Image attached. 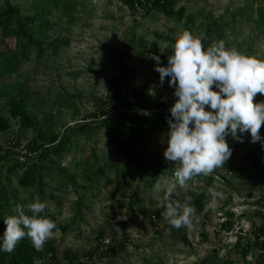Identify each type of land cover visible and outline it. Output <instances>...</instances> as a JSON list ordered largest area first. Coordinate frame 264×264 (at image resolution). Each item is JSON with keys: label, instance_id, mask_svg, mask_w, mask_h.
<instances>
[{"label": "rangeland", "instance_id": "obj_1", "mask_svg": "<svg viewBox=\"0 0 264 264\" xmlns=\"http://www.w3.org/2000/svg\"><path fill=\"white\" fill-rule=\"evenodd\" d=\"M7 1L27 15L34 14V3L39 8L45 5L43 0ZM57 1V6L48 3L52 28L44 38L46 44H56V52L44 50L39 58L33 52L28 61L21 62L16 74L3 77L0 84V106L7 100L2 93H10L17 83H25L30 88L33 96L28 107L36 116L35 129L45 125L47 134L51 124L57 130L61 126L73 127L99 110L104 111L107 118L115 119L117 116L104 106L106 81L111 79L121 80L122 96L131 105L135 106L139 100L151 106L161 102V107L169 110L177 99L175 89L169 86L168 77L161 86L159 73L154 70L157 64L151 56H159V66H166L177 37L185 30L194 36H203L208 41L206 48L222 40L229 49L264 60V27L253 22L257 17L256 9L264 8V0H180L174 10L185 9L181 20L169 19L150 5L144 10L131 9L124 0ZM64 1L72 3L69 18L63 15ZM5 2L0 0V5ZM245 4L248 8L243 16L232 20L230 15ZM214 23L224 26L214 32ZM64 100L71 101L73 107L65 106ZM262 101L264 95L257 94L254 103ZM47 120L50 122L46 123ZM10 123L11 129L0 134V147L7 146L12 139L24 145L36 136L34 128L22 129L15 120ZM260 136L261 141L256 143L251 142L247 132L241 137L243 142L231 135L226 138L232 149L231 157L223 168L211 174L213 182L202 199L205 219L201 218L192 229L173 228L163 216L166 201L162 190L173 180L159 174L153 188L148 189L140 177L110 167L112 163L121 167L124 161H119L101 131L87 141L81 140L78 147H73L62 158L65 172L73 180L71 185L66 186L57 176L43 177L45 187L40 201L47 203L43 213L56 221L57 230L52 240L58 262L38 264H70L62 256L64 250L78 255L79 264H85L83 254L94 250L95 238L101 229L106 232L102 250L112 245L111 240L116 247L120 246L124 235L129 241L116 256L95 258L93 264H210L212 260L218 264L223 261L245 264L239 249L235 248L237 237L243 238L241 246L252 244V226L259 227L264 222L255 214L258 207L252 205L264 194V126ZM166 147L167 140L160 132L150 134L138 144L139 160L143 167L171 172L174 178L178 166L164 159ZM92 148L95 156L91 155ZM13 159L0 163V168ZM19 161L22 162V158ZM2 173L11 180L20 203L26 206L34 201L37 197L34 187L23 189L6 169L3 168ZM193 182L188 181L186 189L177 186L173 199L183 202L185 196H190L195 207L194 199L207 187ZM137 186L140 201L128 207L130 195ZM210 189L221 193L214 203ZM50 195L53 198H49ZM11 210L15 215V207ZM195 210L200 216L196 207ZM149 212L156 214L150 217ZM230 214L232 218H228ZM226 221L232 224L230 232L220 228ZM66 225L71 227L63 233L59 227ZM252 247L246 261L256 264L261 249Z\"/></svg>", "mask_w": 264, "mask_h": 264}, {"label": "trees", "instance_id": "obj_2", "mask_svg": "<svg viewBox=\"0 0 264 264\" xmlns=\"http://www.w3.org/2000/svg\"><path fill=\"white\" fill-rule=\"evenodd\" d=\"M43 1L45 5L42 8H39L34 3L33 9H35V12L31 15L25 14L21 11L20 7L11 5L7 0L4 4L0 5V84L3 77L16 74L21 62L28 61L33 52L36 53L38 58L43 55L44 50L52 49L54 53L56 52V44L51 43L48 45L45 43L44 38L52 28V24L48 19L52 11L48 8V3L51 2L54 6H57L56 3L58 1ZM179 1L124 0V3L131 9L139 8L142 10L150 5V8L157 10L169 19L181 20L185 9L179 8L176 11L174 10L175 5ZM244 6L230 15L232 20L243 16L248 8L246 4ZM61 7L63 15L69 18L68 12L72 9V3L64 1ZM256 16V20L253 22L258 27H264L263 7L256 9ZM223 26L214 23V32L221 30ZM216 37L220 38L219 36ZM207 43L208 41L203 39L205 49H207ZM123 73L125 74L126 72L123 70ZM106 85L108 88L104 106L108 107V110L112 111L114 116H117L115 119L107 118V114L99 110L93 115L85 117V119L79 121L80 123L75 124L73 127L61 126L57 130L53 129L55 125L51 124V131L48 134L46 133L45 125L38 126L35 129L33 121L36 116L30 113L28 107L32 101L33 93L25 83H17L10 93H2L7 100L3 106H0V134L7 133L11 129L10 120H15L22 129L34 128L36 136L24 145L19 140L12 139L7 142V146L0 147L1 164L8 158H15L10 163L2 165V169L0 168V237L3 236L6 228L4 220L8 216L14 215L11 210L12 207H16L18 204L23 205V203L19 202L17 191L12 189L11 180L8 177L4 178L2 176L3 168L6 169L8 175L12 174L15 177L17 185L23 189L34 187L37 197L41 199L45 187V183H43L44 176H57L63 180L66 186L73 183L72 178L67 176L65 172L62 158L65 154H69L73 147H78L81 140L87 141L93 134H97L99 131L103 133L107 144L112 146L119 161L120 159L124 161L121 167L117 163H112L110 167L122 170L125 174H134L140 177L139 180L148 189L153 188L159 174L167 176L169 181H174L175 177L173 178L171 172L143 167L138 153L139 142L143 141L150 134L160 132L166 140L168 139L169 126L167 120L171 119L169 110L161 107V102L158 105L156 103L154 106H151L145 101L139 100L135 106L131 105L122 96L120 79L107 80ZM64 103L68 108L73 107L71 101L64 100ZM48 122L50 120L46 121V123ZM91 155L95 156L94 148L91 149ZM19 158H22L23 161H19ZM98 171L100 172L101 169H98ZM190 181L201 183L207 187L206 190L199 194V198L194 199V205L200 212L201 218L205 219V209L202 199L205 198L213 182V177L211 175H200ZM138 189L139 187L137 186V190L130 195L131 202L128 207L140 201ZM49 198L53 197L50 195ZM55 203L59 209L57 200ZM252 205L259 209L255 213L256 216L264 219V194L256 199ZM77 207L78 209L75 214L78 218L80 216L79 203H77ZM154 214L156 212H149L148 215L153 217ZM39 215L45 214L42 212ZM45 217L56 223L53 216L47 214ZM232 217L233 215H228V218ZM106 224L108 225L109 223ZM70 227V225H66L59 227V229L63 233H66ZM220 228L224 232H230L232 224L226 221ZM251 233L254 237L252 244L246 243L241 246L243 238L241 235H238L235 248L239 249V255L245 264H252L251 262H247L246 258L253 248L252 246H256V248L261 249L256 264H264V222L259 227L253 225ZM204 234L203 232L201 233L203 236ZM105 238L106 232L101 229L96 235L94 250L83 254L86 261L85 264H93L95 258L102 259L104 256H116L119 250L125 249L126 242L129 241L128 237L124 235V242H121L120 246L116 247L113 243L114 241L111 240L112 245L109 247L106 245L102 250ZM181 240L184 244L187 243L184 237ZM0 244H2V239H0ZM62 256L70 264H79V256L72 254L69 250H64ZM39 262H58L57 250L52 239L45 243L41 251H37L34 248L28 237L22 239L12 253L0 251V264H38ZM222 263L232 264L231 261H223ZM210 264H218V261L212 260Z\"/></svg>", "mask_w": 264, "mask_h": 264}, {"label": "clouds", "instance_id": "obj_3", "mask_svg": "<svg viewBox=\"0 0 264 264\" xmlns=\"http://www.w3.org/2000/svg\"><path fill=\"white\" fill-rule=\"evenodd\" d=\"M203 39L183 31L166 66H159V56H151L156 61L154 70L159 73L161 86L168 77L177 98L169 109L171 119L167 120L169 131L163 157L179 166L174 171V181L162 190L166 201L163 216L176 229H192L201 219L190 196H185L183 202L173 199L177 186L186 189L194 177L208 176L223 168L232 154L227 136L243 142L241 137L247 132L251 142L256 143L262 139L260 129L264 126V101L254 103L257 94L264 95V60L229 49L222 40L205 49ZM210 193L213 203L221 195L211 189ZM46 207L39 197L26 206L16 205V214L4 220L0 251L12 253L25 237L41 251L57 230L53 220L39 215Z\"/></svg>", "mask_w": 264, "mask_h": 264}, {"label": "built area", "instance_id": "obj_4", "mask_svg": "<svg viewBox=\"0 0 264 264\" xmlns=\"http://www.w3.org/2000/svg\"><path fill=\"white\" fill-rule=\"evenodd\" d=\"M21 149H22V147H21Z\"/></svg>", "mask_w": 264, "mask_h": 264}]
</instances>
